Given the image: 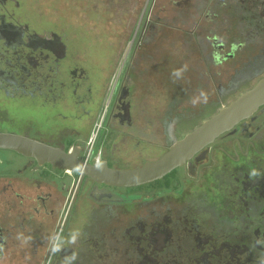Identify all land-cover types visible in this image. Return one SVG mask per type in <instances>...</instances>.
Returning <instances> with one entry per match:
<instances>
[{
    "label": "flooded vegetation",
    "instance_id": "af4514ba",
    "mask_svg": "<svg viewBox=\"0 0 264 264\" xmlns=\"http://www.w3.org/2000/svg\"><path fill=\"white\" fill-rule=\"evenodd\" d=\"M34 16L30 0H0V132L72 153L76 169L0 148V264H64L73 253L75 264H264V105L160 178L118 185L87 172L158 159L263 78L264 0H167L150 11V33L163 22L165 42L204 56L203 72L176 78L183 60L149 53L160 71L149 78L172 97L211 96L218 70L256 82L227 103L149 107V118L129 82L138 76L111 89L110 76L92 75L85 42ZM77 229L78 242L53 255L52 238Z\"/></svg>",
    "mask_w": 264,
    "mask_h": 264
},
{
    "label": "rangeland",
    "instance_id": "374dc122",
    "mask_svg": "<svg viewBox=\"0 0 264 264\" xmlns=\"http://www.w3.org/2000/svg\"><path fill=\"white\" fill-rule=\"evenodd\" d=\"M30 1L34 8L33 20L36 24L55 30H66L74 42L86 43V54L93 64L92 75L95 78L110 76L111 89L114 88V85H111L113 78V84H116L130 73H136L135 76L140 78L136 80V87L133 86L135 80L133 81L132 77L129 82L134 88L135 103L142 107L145 118H149V107L181 105L180 111L195 113V110H200L209 103L211 98H217L219 104L227 103L248 85L256 82V79H253L248 84H242L236 81L239 75L234 72L229 71L228 75L222 76L218 70L220 79L217 82H221V87L217 84V90H212V95H208L207 103L201 98L200 102L193 105L192 100L199 96V91L190 92L186 97H172L167 81L151 80L149 75L153 74L154 69L149 65V53H155V50L170 51L174 57L183 60L188 69L198 73L204 71L201 61L204 56L195 44H183L177 39L173 41V36L170 39L173 42H165L167 35L163 37L161 33L163 22L157 21L156 24H160V28L149 32L150 11L153 9L159 14L167 0ZM139 56L147 58L142 61Z\"/></svg>",
    "mask_w": 264,
    "mask_h": 264
},
{
    "label": "water",
    "instance_id": "95a60500",
    "mask_svg": "<svg viewBox=\"0 0 264 264\" xmlns=\"http://www.w3.org/2000/svg\"><path fill=\"white\" fill-rule=\"evenodd\" d=\"M264 105V77L254 86L222 107L201 125L177 141L156 160L128 169H90L94 178L118 185H139L157 179L211 143L221 133L230 130L242 119L250 116ZM0 148L13 149L33 156L40 162H50L58 167L76 169L72 153L20 134L0 132Z\"/></svg>",
    "mask_w": 264,
    "mask_h": 264
},
{
    "label": "clouds",
    "instance_id": "9594fccd",
    "mask_svg": "<svg viewBox=\"0 0 264 264\" xmlns=\"http://www.w3.org/2000/svg\"><path fill=\"white\" fill-rule=\"evenodd\" d=\"M184 71H187V65H184L181 69L173 70L172 76H174L176 78H180ZM201 98H202V101L204 103H207L208 96H207V93L204 92L203 90L199 91L198 97L193 98V100H192L193 105L200 102ZM259 175H260V173L256 169H252L249 173L250 178L258 177ZM81 235H82V233L78 229L71 231L67 238H65L59 234L56 235L51 240V252H52V254L54 255L58 252L63 251L65 244H71V245L76 244L78 242L79 238L81 237ZM76 260H77V255L75 253L70 254V255H66L64 257V264H75Z\"/></svg>",
    "mask_w": 264,
    "mask_h": 264
},
{
    "label": "trees",
    "instance_id": "16d2710c",
    "mask_svg": "<svg viewBox=\"0 0 264 264\" xmlns=\"http://www.w3.org/2000/svg\"><path fill=\"white\" fill-rule=\"evenodd\" d=\"M138 58H140V60H142V61H145V59L147 58H144L143 56H139ZM137 58V59H138ZM163 64L164 65H166V63L163 61ZM163 64H156V65H158L159 66V68H160V70L161 71H163L162 69H163V67H164V65ZM132 66V65H131ZM153 69H154V72L153 73H155V72H160L158 69H155V66H153V65H150ZM133 74H135L136 75V73H134L133 72ZM151 75H149V77H150ZM138 79L140 80V78L138 77ZM159 80H161V79H159Z\"/></svg>",
    "mask_w": 264,
    "mask_h": 264
},
{
    "label": "built area",
    "instance_id": "2783aa9c",
    "mask_svg": "<svg viewBox=\"0 0 264 264\" xmlns=\"http://www.w3.org/2000/svg\"><path fill=\"white\" fill-rule=\"evenodd\" d=\"M114 80H115V78H113V80H112V82H111V85H114V86H115V84H113V83H114Z\"/></svg>",
    "mask_w": 264,
    "mask_h": 264
}]
</instances>
